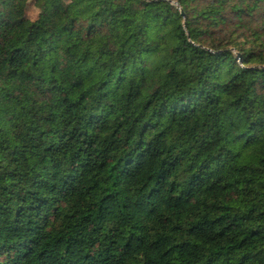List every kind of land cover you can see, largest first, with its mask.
<instances>
[{
  "label": "trees",
  "instance_id": "obj_1",
  "mask_svg": "<svg viewBox=\"0 0 264 264\" xmlns=\"http://www.w3.org/2000/svg\"><path fill=\"white\" fill-rule=\"evenodd\" d=\"M25 2L0 0V264H264L254 151L163 136L152 100L135 106L136 92L112 71L117 56L137 54L135 40L109 44L108 34L120 26L138 35L175 14L185 32L206 29L203 43L189 40L211 61L205 71L251 77L259 93L264 64L252 37L264 30L242 31L258 17L228 7L241 0H76L88 6L75 12L40 0L31 32ZM101 2L129 7L96 10ZM130 9L134 18L116 25ZM117 85L131 100L120 115L115 105L89 108L90 96ZM9 121L15 144L4 138Z\"/></svg>",
  "mask_w": 264,
  "mask_h": 264
},
{
  "label": "clouds",
  "instance_id": "obj_2",
  "mask_svg": "<svg viewBox=\"0 0 264 264\" xmlns=\"http://www.w3.org/2000/svg\"><path fill=\"white\" fill-rule=\"evenodd\" d=\"M56 3H62L65 7L71 5L74 12L88 6L79 4L76 0H53V6ZM25 6V0H17V9ZM95 7L100 10L129 6L119 3L109 6L101 2ZM228 7L244 10L250 14V19L258 17L255 22L248 23L242 31L251 35L258 30H264V0H241L240 3H233ZM133 10L130 9L123 17L117 16L116 25H119L121 19H133ZM218 10V7L194 9L192 19ZM22 14L21 12L17 15L16 19ZM178 25L179 21L173 14L171 22H151L138 35H133L131 31L125 35L126 30H122L120 26L116 27L115 32L109 31V36L114 38L109 40V44L114 41L123 43L128 36H132L137 52L126 62L117 56L115 60H120L124 70L119 71L113 60V73L118 72L121 81L126 80L127 87L136 92L135 106H143L145 101L152 100L153 108L158 109L161 117V127L158 130L163 136L170 138L172 143L175 144L178 138L183 137L182 143L195 145L207 136L223 149L230 150V155L251 148L260 161V169L264 171V91L254 93L248 87L251 77L237 76V79L233 80L232 77L237 73H229L227 69L220 78L210 75L205 70L211 61L200 48L193 49L189 45V40L192 44L203 43L201 34L206 29L193 25L185 32ZM252 38L257 40L253 47L259 52L258 60L264 64V32ZM108 79L111 81L112 77ZM62 91L67 96L72 89ZM60 103L67 104L68 101L62 99ZM86 103L89 108H103L106 111L115 105L114 111L116 115H120L126 103H131V100L127 97V89L117 85L101 90L99 96H90ZM124 118L121 116V119ZM255 120L260 123L254 124ZM4 127V138L15 144L17 133L11 122Z\"/></svg>",
  "mask_w": 264,
  "mask_h": 264
},
{
  "label": "rangeland",
  "instance_id": "obj_3",
  "mask_svg": "<svg viewBox=\"0 0 264 264\" xmlns=\"http://www.w3.org/2000/svg\"><path fill=\"white\" fill-rule=\"evenodd\" d=\"M39 1L40 0H29L28 6L25 11L26 26L30 29L31 32H32L31 25L33 21L35 20L36 15L38 13L37 3Z\"/></svg>",
  "mask_w": 264,
  "mask_h": 264
},
{
  "label": "water",
  "instance_id": "obj_4",
  "mask_svg": "<svg viewBox=\"0 0 264 264\" xmlns=\"http://www.w3.org/2000/svg\"><path fill=\"white\" fill-rule=\"evenodd\" d=\"M181 15H182V13H181Z\"/></svg>",
  "mask_w": 264,
  "mask_h": 264
}]
</instances>
